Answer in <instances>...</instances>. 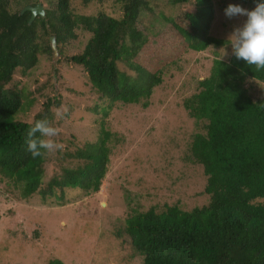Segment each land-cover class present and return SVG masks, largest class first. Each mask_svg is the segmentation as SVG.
<instances>
[{
    "label": "trees",
    "instance_id": "1",
    "mask_svg": "<svg viewBox=\"0 0 264 264\" xmlns=\"http://www.w3.org/2000/svg\"><path fill=\"white\" fill-rule=\"evenodd\" d=\"M49 1L55 5L29 22L30 11L22 9L36 0H0V175L12 180L22 198L39 195L43 202L64 200L66 188L97 192L109 162V133L102 125L94 141L72 135V142L52 155L33 158L28 151L27 132L37 120H53L55 98L48 96L31 121L18 118L35 99L27 101L14 79L27 76L42 55L53 56L51 39L63 59L84 68L99 100L143 108L165 70L185 53L227 43L209 32L212 0H159L163 8L157 11L155 0H79L84 8L99 6L90 13L76 12L72 0ZM240 1L253 9L257 2ZM108 2L119 7L118 15L105 10ZM187 3L189 9L174 16L161 11L167 4ZM142 11L160 19L162 28L154 29ZM78 29L90 36L81 51L67 54ZM255 80L264 84V69L257 71L233 54L216 56L197 90L183 100L189 117L202 127L184 159L202 166L209 202L190 211L166 206L162 214L149 209L128 217L126 231L141 264H264V96H252ZM45 264L64 262L55 257Z\"/></svg>",
    "mask_w": 264,
    "mask_h": 264
},
{
    "label": "rangeland",
    "instance_id": "2",
    "mask_svg": "<svg viewBox=\"0 0 264 264\" xmlns=\"http://www.w3.org/2000/svg\"><path fill=\"white\" fill-rule=\"evenodd\" d=\"M72 1L76 12H96L99 8H84L79 0ZM36 3L44 12L55 5L49 0ZM212 3L214 18L209 32L227 43L185 53L175 66L165 70L146 108L99 100L89 89L84 68L60 55L55 61L53 56L42 55L27 76H15L26 100L35 99L16 117L31 121L43 109L48 96L55 98L52 122L60 129L58 137L64 140V147L72 142V135L79 140H96L102 125L109 133L105 137L109 162L97 192L86 194L78 188H66L64 200L43 202L39 195L22 198L12 180L0 175V264H45L55 257L64 264H141L142 257L131 247L126 231L128 217L149 209L162 214L166 206L190 211L209 202V195L203 192L206 176L202 166L184 159L193 134L202 127L189 117L182 102L197 90L198 79L208 75L214 57L227 59L232 54L229 37L247 17L229 19L224 9L228 4L253 9L240 0ZM154 5L156 11L163 8L159 0ZM104 8L114 15L120 12L111 2ZM185 9H189L188 3L167 4L161 11L174 16ZM141 13L146 18L150 16L145 11ZM147 19L153 20L154 29L164 25L158 18ZM148 31L153 33L149 28ZM89 36L78 29V38L66 45V53L81 51ZM255 81L250 82V92L254 98H261L264 84ZM64 107L67 112L57 119L56 110L63 112ZM46 166L48 180L53 160ZM16 214L19 220L11 228Z\"/></svg>",
    "mask_w": 264,
    "mask_h": 264
},
{
    "label": "clouds",
    "instance_id": "3",
    "mask_svg": "<svg viewBox=\"0 0 264 264\" xmlns=\"http://www.w3.org/2000/svg\"><path fill=\"white\" fill-rule=\"evenodd\" d=\"M227 18L247 17L242 26L234 28L229 37L232 54L247 65H254L257 71L264 69V0H257L252 10L239 4H228L224 9ZM227 53L225 52V55ZM67 108L56 110L57 119H62ZM60 129L47 117L37 120L27 132L26 144L33 158L44 157L62 151L64 145L56 138Z\"/></svg>",
    "mask_w": 264,
    "mask_h": 264
},
{
    "label": "water",
    "instance_id": "4",
    "mask_svg": "<svg viewBox=\"0 0 264 264\" xmlns=\"http://www.w3.org/2000/svg\"><path fill=\"white\" fill-rule=\"evenodd\" d=\"M25 10L30 11V13H31L29 22L33 21V19L37 15H40V16L44 15V10L42 9V6L39 3H36L33 6L26 5L25 7H23L22 12H24ZM51 46H52V49H53V60L55 61V59L59 55V53H58V50H57L56 43H55V41L53 39H51Z\"/></svg>",
    "mask_w": 264,
    "mask_h": 264
}]
</instances>
